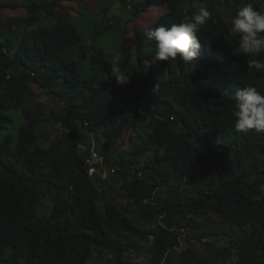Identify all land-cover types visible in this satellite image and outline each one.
<instances>
[{
  "label": "trees",
  "instance_id": "obj_1",
  "mask_svg": "<svg viewBox=\"0 0 264 264\" xmlns=\"http://www.w3.org/2000/svg\"><path fill=\"white\" fill-rule=\"evenodd\" d=\"M58 1L27 0L26 17L0 20V264H94L95 250L112 253L109 264H143L127 252L144 253L147 264H194L179 250L180 238L192 236L209 252L201 256L205 264H264V134L236 132L232 115L238 89L255 86L264 94V72L249 67L264 54L234 55L239 37L230 33L240 8L251 3L260 10L264 3L221 0L197 33L201 47L189 65L179 54L156 60L146 37L183 22L197 0H110L105 18L113 6L128 5L130 21L150 7L161 9L160 3L165 12L131 35L124 23L90 26L87 39L79 16L54 20ZM116 31L108 53L101 38ZM117 55L130 76L124 86L111 72ZM31 85L51 95L59 110L36 102ZM154 85L158 93L151 95ZM11 110L25 122L16 141L5 133ZM46 118L63 131L34 151L43 130L52 131ZM85 133L106 138L104 149L89 140L82 152ZM125 135L138 146L116 147ZM142 143L155 150L145 161ZM57 145L67 151L61 170ZM93 147L115 169L105 176L113 186L98 188L101 177L87 174ZM119 182L123 203L114 194ZM47 195L52 207L41 214ZM133 214L149 229L140 230ZM213 238L226 243L217 247Z\"/></svg>",
  "mask_w": 264,
  "mask_h": 264
},
{
  "label": "rangeland",
  "instance_id": "obj_2",
  "mask_svg": "<svg viewBox=\"0 0 264 264\" xmlns=\"http://www.w3.org/2000/svg\"><path fill=\"white\" fill-rule=\"evenodd\" d=\"M88 2V4L83 8L81 6V3L76 0L74 1V3H59L58 8L55 9V13L54 16L56 19L54 20H58V19H65L67 17H72L75 15H78L77 13V8H80V13H89L90 15H94L95 17L90 18L88 21L83 19V17H81L80 15H78L79 17L76 19L78 21V30L80 31V33L87 39L88 36L90 35V30L89 27L92 26L94 27L95 25H98V27H104V28H110L111 27H122V24L124 23L127 26L128 29V35L132 34V29L137 28H144L145 26H148L150 24H153V22L160 16H162L165 12L164 6L162 5V3H160V8L157 7H150L148 8L145 12H141L139 13L138 17L136 19L133 18L132 21L127 19L128 13H129V9L130 7L127 5L125 9L121 8L120 6H117L115 8V6H113L112 8L110 7L108 12V18H105V16H103L104 13V9L107 8V5L109 4L110 0H85ZM200 4H202L203 6L207 7L209 9L210 12H212L211 9L216 8L217 6H219L221 0H197ZM258 4L264 3V0H256ZM1 2H3L2 4L5 3H12V4H16L17 6L14 9H10V8H0V20L3 22H9V20L11 18L14 17H26L27 13L26 10L22 7L25 2H27V0H1ZM229 2V0H228ZM68 4V5H67ZM75 4V5H74ZM111 5V4H109ZM99 17L100 20L99 22L96 21V18ZM119 33V31L116 32H110L107 33L105 36H103V38H101V45H103V48H105V51L108 53L113 52L114 49V45H115V40L117 39V34ZM93 52V51H90ZM31 90L33 91V93L35 94V101L43 104L44 106L47 107V109L50 110H54V111H58L60 108V104L57 101H54L51 98V95H49L48 93H44L39 87H37L36 85H31ZM10 115H12V122L8 124V127L5 131V133L7 132L8 134L12 135L13 137V141L17 140L18 137V129L20 126L24 125V120L22 119V115L20 114V112L16 111V110H11ZM49 119V115L47 114L46 116ZM47 123L50 125L49 129H52V131H49L48 128L44 129L43 132L41 133L38 141L35 143L34 145V151H36L35 149L37 147L40 146H46L47 144H49L50 142H53L56 137L63 131V128L59 125V124H55V123H51V121H49L48 119ZM127 134V133H126ZM89 140L93 143L94 145L97 147V149L100 151L101 148H103V145L105 144L106 138H100L98 140H94L93 136L89 133H85L84 134V138L82 139V144L81 145V151L83 152L84 150H87L84 146H86V144H89ZM100 142V143H98ZM133 142H130V140L127 139V135H125V137L117 142L116 147L118 148H122L125 149L128 146L132 145ZM133 146H138L137 144H133ZM139 146H142V148H144L146 151V154L143 155V159L145 161L146 158L150 157L155 150L151 149L147 143H142ZM121 149V150H122ZM114 149H111L109 151H107V154H111L113 153ZM54 154H58L59 156V160H58V165H59V169L61 170L63 168V158L66 156L67 151L60 147V146H56V148L53 150ZM101 177L100 181L96 184V186L98 188H107L109 186H113V184H108V182L106 181L107 177L104 176H99ZM110 183V182H109ZM120 185L121 183H117L116 184V192H114L115 196L118 198V203L120 202H125L124 198H122L120 196L121 191H120ZM112 189V187H111ZM162 192L164 194L168 193V190L165 189V187H163ZM52 207V201H51V196L47 195L45 197V200L43 201V203L41 204V206L39 207V212L41 214H49L50 210ZM202 216V215H201ZM200 217V216H199ZM130 218L137 224L138 228L142 231H146L149 229V224L144 223L142 221L139 220V218L137 217V215L133 214L130 216ZM187 234L186 235H191V233L189 231H186ZM192 236V235H191ZM225 239H211L210 242L211 244H214L217 247H222L225 245ZM144 251L145 253H147V250H149L151 248V245H147V243H145L144 245ZM179 250L183 251V253H186L187 255H189V257L192 258V260L194 261V264H205L204 261L201 259V256L206 257V255L209 253L207 252L202 245H200V243L197 242L196 238L194 236H192L190 239H186L184 237L180 238V247ZM148 254V253H147ZM113 254H109V252H104V251H98L95 250L94 252V256H93V263L94 264H109L110 260L112 258ZM126 257L131 260L132 262H141L143 264H147V258L145 257L144 253L141 254H137L135 252H127L126 253ZM217 264H234L233 259L227 260L225 263H222L220 259H217Z\"/></svg>",
  "mask_w": 264,
  "mask_h": 264
},
{
  "label": "clouds",
  "instance_id": "obj_3",
  "mask_svg": "<svg viewBox=\"0 0 264 264\" xmlns=\"http://www.w3.org/2000/svg\"><path fill=\"white\" fill-rule=\"evenodd\" d=\"M195 11L186 16L183 22L171 27H160L149 31L146 40L154 42L155 57L159 61L180 60L192 64L199 54L200 43L197 33L210 19L212 13L202 4L193 5ZM230 33L239 37L238 46L232 49L234 55L258 57L264 54V8L257 10L251 3L240 8L230 19ZM120 56L112 58L111 72L119 86L127 85L130 76L122 70ZM249 67L264 72V60H252ZM158 93L154 85L151 95ZM234 129L238 133L254 130L264 134V94L255 86L238 89L235 93Z\"/></svg>",
  "mask_w": 264,
  "mask_h": 264
},
{
  "label": "built area",
  "instance_id": "obj_4",
  "mask_svg": "<svg viewBox=\"0 0 264 264\" xmlns=\"http://www.w3.org/2000/svg\"><path fill=\"white\" fill-rule=\"evenodd\" d=\"M87 174L89 176H106L109 173L113 174L115 169L107 166L104 162L103 156L96 150L95 147L90 149L89 157L86 161Z\"/></svg>",
  "mask_w": 264,
  "mask_h": 264
},
{
  "label": "crops",
  "instance_id": "obj_5",
  "mask_svg": "<svg viewBox=\"0 0 264 264\" xmlns=\"http://www.w3.org/2000/svg\"><path fill=\"white\" fill-rule=\"evenodd\" d=\"M67 2H69V3H74V1L73 0H59L58 1V5H59V3H60V5H61V3H67ZM81 3V2H80ZM58 5H57V8H58ZM68 5V4H67ZM75 5V4H74ZM81 6H82V4H81ZM79 10H80V8L78 7L77 8V13L79 14ZM54 14H56V13H54ZM78 15H75V16H72L73 18H76ZM128 140H130L129 138H127ZM85 147V146H84ZM80 148H81V146H80ZM101 149H104V148H101ZM115 149V148H114ZM115 150H113V152H114ZM105 153H107V151H105Z\"/></svg>",
  "mask_w": 264,
  "mask_h": 264
}]
</instances>
